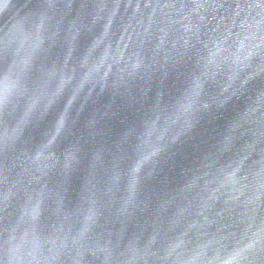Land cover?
I'll return each mask as SVG.
<instances>
[{"label": "clouds", "instance_id": "1", "mask_svg": "<svg viewBox=\"0 0 264 264\" xmlns=\"http://www.w3.org/2000/svg\"><path fill=\"white\" fill-rule=\"evenodd\" d=\"M0 264H264V0H0Z\"/></svg>", "mask_w": 264, "mask_h": 264}, {"label": "water", "instance_id": "2", "mask_svg": "<svg viewBox=\"0 0 264 264\" xmlns=\"http://www.w3.org/2000/svg\"><path fill=\"white\" fill-rule=\"evenodd\" d=\"M25 3V0H19V4L22 5ZM7 20V16L4 18V21ZM155 92V88L153 90V93H150L149 95L152 96L154 95ZM110 102V98L105 96L104 98L101 99L100 103L97 105L99 107H101V110H103V105L107 104ZM126 103V102H125ZM92 106L91 104L89 105V109H91ZM113 112H117L119 114L117 115H113ZM127 109H125L122 105H121V101L119 99H117L116 103L113 105V109L112 111L109 112V117L105 118V122L103 125V132L107 133V136L110 140H115L118 138L119 134L122 132L123 128H124V124L122 123L123 120V113H126ZM129 118L131 119V114L129 113ZM77 128L82 131L83 130V125L82 124H78ZM80 131H77L76 134L79 135ZM195 150V146L193 145H189L188 148L185 149V151H194ZM181 155L178 154L177 157L175 158V163L177 165L180 164L181 161ZM72 188H76L78 189V180L74 179V182L72 184ZM70 196H74L75 192L70 190Z\"/></svg>", "mask_w": 264, "mask_h": 264}]
</instances>
